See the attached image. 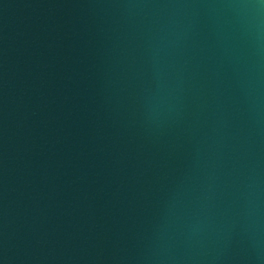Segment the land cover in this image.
I'll return each mask as SVG.
<instances>
[{
  "label": "water",
  "instance_id": "obj_1",
  "mask_svg": "<svg viewBox=\"0 0 264 264\" xmlns=\"http://www.w3.org/2000/svg\"><path fill=\"white\" fill-rule=\"evenodd\" d=\"M259 0H0V264H264Z\"/></svg>",
  "mask_w": 264,
  "mask_h": 264
},
{
  "label": "clouds",
  "instance_id": "obj_2",
  "mask_svg": "<svg viewBox=\"0 0 264 264\" xmlns=\"http://www.w3.org/2000/svg\"><path fill=\"white\" fill-rule=\"evenodd\" d=\"M251 11L256 17L264 16V0H259V5L252 7Z\"/></svg>",
  "mask_w": 264,
  "mask_h": 264
}]
</instances>
